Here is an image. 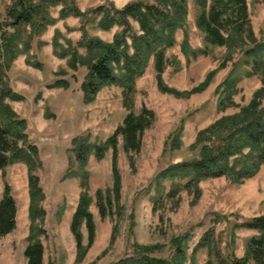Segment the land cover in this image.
I'll list each match as a JSON object with an SVG mask.
<instances>
[{"label": "rangeland", "instance_id": "374dc122", "mask_svg": "<svg viewBox=\"0 0 264 264\" xmlns=\"http://www.w3.org/2000/svg\"><path fill=\"white\" fill-rule=\"evenodd\" d=\"M136 1L159 2L73 3L86 13L100 5L123 8ZM246 1L248 14L243 17L245 32L241 34L246 42L232 47L212 46L205 41V32L197 25L200 7L195 0L188 1V17L177 31V44L165 52L168 61L162 79L172 91L158 86L152 59L137 78L133 92L127 94L119 85H105L93 101L84 102L81 87L88 75L87 65L72 66L70 55L57 54L53 46L56 31L61 32L59 42L64 47H69V42L77 45L83 36L82 18L61 16L63 4L50 8L54 24L39 33L30 27L22 32L23 39H30L29 48L10 66L1 52L4 82L23 96L18 101H6L26 119L25 132L30 143L38 147L33 174L38 178L42 194L39 203L45 215L34 221L30 216L28 164L12 162L0 170V200L9 184L18 204L17 225L0 241V264H26L25 249L33 234L43 243L44 264H113L138 252L171 258L178 243L190 258L187 264L193 257L196 264H219L223 259L246 256L249 239L257 231L236 228L235 224L264 214V162L244 183L228 175L205 178L199 183V191L184 189L174 200L165 195L172 181L160 177L163 169L200 157L201 146L195 145L198 133L217 119L238 115L252 106L256 97L259 109L264 108V65L257 69L253 58L248 57L249 53L264 52V0ZM12 3L0 0V25L4 27L10 22L6 12ZM132 26L138 30L136 21ZM8 29L12 32L13 28ZM118 30V26L106 31L93 23L86 25L90 35L107 41H112ZM79 50L85 54L84 48ZM237 78L234 91L228 85ZM222 100H233L234 104L223 107ZM143 108L152 110L155 117L145 128L139 149L129 151L124 137L120 133L116 137L121 175L117 194L112 145L102 149L103 156L90 154L86 163L74 151L87 139L102 145L130 110L139 114ZM86 188L92 202L89 210L94 218V239L89 245L90 232L84 220L80 251L72 222ZM206 238V244H201Z\"/></svg>", "mask_w": 264, "mask_h": 264}, {"label": "trees", "instance_id": "16d2710c", "mask_svg": "<svg viewBox=\"0 0 264 264\" xmlns=\"http://www.w3.org/2000/svg\"><path fill=\"white\" fill-rule=\"evenodd\" d=\"M188 1L159 0L157 3L136 1L128 3L123 8L106 4L83 13L73 0H13L12 6L6 12V17L10 20L7 26L13 28L12 32L8 27L0 25V57L3 55L10 66L18 54L29 48L30 39H23L22 32L30 27L39 33L54 24L56 20L52 18L50 8L63 4L61 16L74 14L82 18L83 36L77 45L69 42V47H64L59 42L61 32L56 31L53 46L57 49V54L70 55L72 66L78 63L87 65L88 75L81 87L84 102L93 101L105 85H119L127 94L133 92L137 78L145 73L152 59L155 60V69L158 72V86L164 91H172L164 85L162 79L168 61L165 52L177 44V31L184 27L188 17ZM195 2L200 7L197 25L205 32V41L209 45L232 47L246 42L241 38V34L245 32L243 17L248 14L246 0H195ZM132 21L138 23V30L133 28ZM89 23L95 24L99 30L110 31L115 26H118L119 30L115 32L112 41H107L102 37L90 35L86 31V25ZM59 48L62 49L61 52ZM80 48L85 49V54L80 53ZM261 49H264V45ZM248 57L253 58L252 64L257 69L264 65V52L249 53ZM2 71H0V170H5L12 162L24 161L28 164L31 189L30 216L34 221L45 215L39 203L42 194L38 187V178L33 174L38 163V147L32 145L28 139L25 132L26 119L17 114L13 106L6 101L8 98L18 101L23 99V96L4 82ZM237 81L238 78L231 80L228 87L236 91ZM60 83L62 82L58 84ZM127 98L125 101L129 105L130 101ZM257 98L252 106L244 108L238 115L222 116L198 133L195 145L201 146L199 158L162 170L160 177L172 181L170 190L165 194L167 199L174 200L184 189L199 191V183L205 178L228 175L233 181L244 183L260 171L259 167L264 162V108L259 109L260 101H257ZM231 104H234L233 100L228 103L226 100L221 101L223 107ZM154 117V112L148 108H143L139 114L130 110L123 123L106 142L99 145L89 143L87 139V142L78 144L74 152L78 159L86 163L90 154L103 156L102 149L112 145L115 158L114 187L119 194L121 175L117 168L116 137L119 133L124 137L125 147L129 151L139 149L141 136L145 128L152 124ZM248 148L250 150L245 154ZM79 202L73 215L72 231L81 251L83 235L80 225L84 220L90 232L88 244L91 245L94 239V218L89 210L92 202L87 188L81 194ZM17 212L18 204L9 184H6L5 194L0 200V241L16 227ZM235 227L254 229L257 234L249 239L245 257H230L229 260L223 259L219 264H264V214L235 224ZM33 236L34 234L31 235L25 249L26 264H44L43 243L37 236ZM205 240L208 238L201 244H206ZM189 260L185 248L178 243L177 250L171 258L138 252L136 256L122 258L113 264H187ZM190 264H196L194 257Z\"/></svg>", "mask_w": 264, "mask_h": 264}]
</instances>
